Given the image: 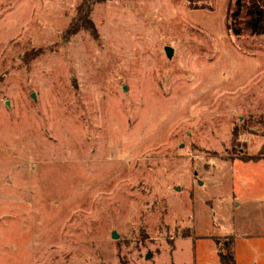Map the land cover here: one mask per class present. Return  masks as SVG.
<instances>
[{"label":"rangeland","instance_id":"374dc122","mask_svg":"<svg viewBox=\"0 0 264 264\" xmlns=\"http://www.w3.org/2000/svg\"><path fill=\"white\" fill-rule=\"evenodd\" d=\"M79 2L0 0V264H264V36L227 0H103L69 36Z\"/></svg>","mask_w":264,"mask_h":264},{"label":"trees","instance_id":"16d2710c","mask_svg":"<svg viewBox=\"0 0 264 264\" xmlns=\"http://www.w3.org/2000/svg\"><path fill=\"white\" fill-rule=\"evenodd\" d=\"M76 15L71 21L66 34L72 36L79 30L95 32L90 20V9L103 0H79ZM226 28L236 37L241 35L264 36V0H227ZM224 253H218L221 264H236L234 242L230 238L223 244Z\"/></svg>","mask_w":264,"mask_h":264},{"label":"crops","instance_id":"0c3cea01","mask_svg":"<svg viewBox=\"0 0 264 264\" xmlns=\"http://www.w3.org/2000/svg\"><path fill=\"white\" fill-rule=\"evenodd\" d=\"M264 143V139L259 142V145L260 144H263ZM258 145V144H257ZM258 145V147H259ZM255 156H259V157H264V148H263V151H260V153H255ZM262 161V162H260ZM260 161L258 162H251L252 165H249V167H245L247 168L248 172H249V179L250 180H253L254 182H260V174L261 172L264 173V159H261ZM260 164V165H259ZM244 169V168H243ZM236 178V177H235ZM251 182V181H250ZM237 204V203H236ZM235 204V205H236ZM237 240L235 239V244H234V252H235V257L237 260H239V257L237 256ZM239 263V262H238Z\"/></svg>","mask_w":264,"mask_h":264},{"label":"water","instance_id":"95a60500","mask_svg":"<svg viewBox=\"0 0 264 264\" xmlns=\"http://www.w3.org/2000/svg\"><path fill=\"white\" fill-rule=\"evenodd\" d=\"M165 52H166V56H169V57H170V53H171V52H170V50H169L167 47L165 48ZM112 237H113L114 239L117 238V236H116L115 234H113Z\"/></svg>","mask_w":264,"mask_h":264}]
</instances>
